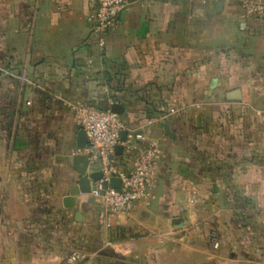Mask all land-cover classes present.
I'll use <instances>...</instances> for the list:
<instances>
[{
	"label": "crops",
	"instance_id": "crops-1",
	"mask_svg": "<svg viewBox=\"0 0 264 264\" xmlns=\"http://www.w3.org/2000/svg\"><path fill=\"white\" fill-rule=\"evenodd\" d=\"M94 10L0 0V264L73 250L88 264H264V21L239 27L241 0H129L99 33ZM75 102L120 103L128 132L161 141L153 199L118 216L92 193L65 206L99 171L78 151Z\"/></svg>",
	"mask_w": 264,
	"mask_h": 264
},
{
	"label": "built area",
	"instance_id": "built-area-1",
	"mask_svg": "<svg viewBox=\"0 0 264 264\" xmlns=\"http://www.w3.org/2000/svg\"><path fill=\"white\" fill-rule=\"evenodd\" d=\"M95 10L90 19L94 30L105 33L116 28L120 23V13L127 7L129 0H91ZM243 13L236 24L243 28L246 20L250 18L264 21V0H241ZM104 44V43H103ZM91 61H89L90 63ZM19 78L30 82L29 78L20 75ZM30 104V102H28ZM114 104V103H113ZM112 104V105H113ZM75 115V121L80 130L87 136L84 152L91 163L98 164L99 171L103 173L102 179L95 182L90 192L100 197L109 216H118L128 212L139 201H150L154 198L157 187V164L164 155V148L157 138H148L143 132H128L126 141L122 140V131L126 130L120 114L108 109H100L87 102L70 104ZM177 113L172 108L165 118ZM146 141L145 146L138 147L137 141ZM138 150L133 166L124 170L118 164L116 148ZM121 179V187H103L105 181L113 178ZM210 243L218 248L220 240L215 230L211 231ZM64 264H88V255L81 250H73L67 256Z\"/></svg>",
	"mask_w": 264,
	"mask_h": 264
},
{
	"label": "water",
	"instance_id": "water-1",
	"mask_svg": "<svg viewBox=\"0 0 264 264\" xmlns=\"http://www.w3.org/2000/svg\"><path fill=\"white\" fill-rule=\"evenodd\" d=\"M221 6V3L218 4V7ZM239 91H234L229 93L228 99L229 100H238ZM111 110L117 114L122 115L124 113L125 107L124 105L120 103H114L111 106ZM166 131L169 129L168 125H165ZM128 138V131L123 130L122 131V140L126 141ZM87 145V136L84 130H79V143L78 146L79 148H85ZM124 148L123 146H118L116 148V153L121 154L123 152ZM103 173L101 171H97L92 173L90 176H84L80 178L79 183L76 187L71 189L70 194L64 199L65 206L72 208L75 205L76 197L80 195L81 193H90L94 189V183L102 179ZM109 186L119 188L121 187V179L118 177L113 178L110 182L105 181L103 183L104 188H108ZM78 215H81L79 212ZM182 224V223H180Z\"/></svg>",
	"mask_w": 264,
	"mask_h": 264
}]
</instances>
